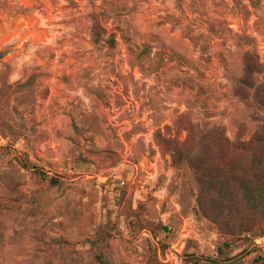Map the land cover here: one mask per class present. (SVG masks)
<instances>
[{
	"label": "rangeland",
	"instance_id": "1",
	"mask_svg": "<svg viewBox=\"0 0 264 264\" xmlns=\"http://www.w3.org/2000/svg\"><path fill=\"white\" fill-rule=\"evenodd\" d=\"M247 51L261 79L264 0H0V264H264V224L230 228L185 160L219 128L209 155L247 171Z\"/></svg>",
	"mask_w": 264,
	"mask_h": 264
},
{
	"label": "trees",
	"instance_id": "2",
	"mask_svg": "<svg viewBox=\"0 0 264 264\" xmlns=\"http://www.w3.org/2000/svg\"><path fill=\"white\" fill-rule=\"evenodd\" d=\"M91 38L94 45L100 43L106 44L110 49L116 44L115 34L109 33L107 29L93 25L91 28ZM122 39L127 41L122 35ZM242 40L246 44L250 42V38L242 36ZM242 70L237 80V92H242L246 97L248 91L254 95L256 101L264 106V75L258 77L260 65L255 62V57L249 51L245 52L242 57ZM228 145V140L224 138L223 132L219 128H213L206 131L194 143V150L191 156H186L195 176L200 179V182L206 183L209 181L210 200L217 206L226 209V215L229 216L231 227L235 232L247 233L248 228L242 229V223L239 220L243 219L238 216V212L244 211L249 221L257 219L264 224V127H260L255 135L249 141H240L234 143L233 146L243 151L249 156V165L243 176L229 177L220 167L223 162L219 152H214L213 156L209 155L210 151H220ZM199 154V160H193V154ZM44 181L48 184L57 182L54 179H49L39 173ZM247 229V230H246ZM253 236L264 237L263 228L253 229ZM227 246V245H225ZM221 252V249L219 250ZM257 260H263L258 257ZM158 264V261H153ZM188 264H218L216 260L205 259L201 261L199 258L188 257ZM99 264H105L102 259H98Z\"/></svg>",
	"mask_w": 264,
	"mask_h": 264
}]
</instances>
